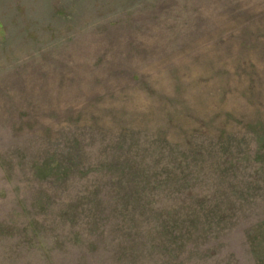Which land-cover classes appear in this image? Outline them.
Here are the masks:
<instances>
[{"label":"rangeland","instance_id":"obj_1","mask_svg":"<svg viewBox=\"0 0 264 264\" xmlns=\"http://www.w3.org/2000/svg\"><path fill=\"white\" fill-rule=\"evenodd\" d=\"M0 264H264V0H0Z\"/></svg>","mask_w":264,"mask_h":264}]
</instances>
